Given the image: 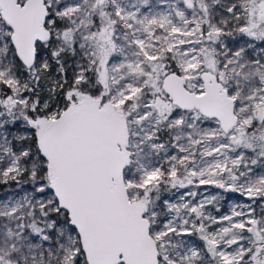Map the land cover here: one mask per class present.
<instances>
[{
	"label": "snow or ice",
	"instance_id": "obj_1",
	"mask_svg": "<svg viewBox=\"0 0 264 264\" xmlns=\"http://www.w3.org/2000/svg\"><path fill=\"white\" fill-rule=\"evenodd\" d=\"M0 264H264V0H0Z\"/></svg>",
	"mask_w": 264,
	"mask_h": 264
},
{
	"label": "rangeland",
	"instance_id": "obj_2",
	"mask_svg": "<svg viewBox=\"0 0 264 264\" xmlns=\"http://www.w3.org/2000/svg\"><path fill=\"white\" fill-rule=\"evenodd\" d=\"M209 191L214 192V191H217V190H215V189H210ZM228 195L231 196L232 194H228Z\"/></svg>",
	"mask_w": 264,
	"mask_h": 264
}]
</instances>
